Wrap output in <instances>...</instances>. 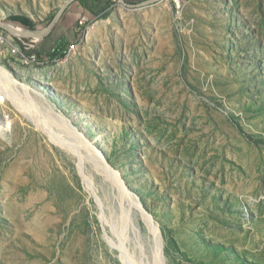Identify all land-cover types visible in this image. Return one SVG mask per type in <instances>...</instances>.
Masks as SVG:
<instances>
[{
	"label": "rangeland",
	"instance_id": "374dc122",
	"mask_svg": "<svg viewBox=\"0 0 264 264\" xmlns=\"http://www.w3.org/2000/svg\"><path fill=\"white\" fill-rule=\"evenodd\" d=\"M66 1L0 0V92L135 203L0 93V264H264V0H102L69 55L12 52Z\"/></svg>",
	"mask_w": 264,
	"mask_h": 264
},
{
	"label": "bare ground",
	"instance_id": "6f19581e",
	"mask_svg": "<svg viewBox=\"0 0 264 264\" xmlns=\"http://www.w3.org/2000/svg\"><path fill=\"white\" fill-rule=\"evenodd\" d=\"M11 32L14 35H22V32H24V30L20 29V28H14ZM3 42H5V39L2 41V43ZM7 82H8V80H7ZM19 90H21L20 92L22 94L19 92ZM32 92L35 93V91H32L28 85L22 84L20 88L16 87V85H12V87L7 88V90L2 91L0 93H2L4 95H5V93H7L8 95H11L10 97L12 99V103L14 104V106L16 105L18 107V109H20V111H22L26 117H28L32 121H34V124L36 125V127L38 129H40V131L42 133H45V135L49 138V140L53 141L56 144H59V146H61V147L68 148V149L72 150L74 153H76L80 167L83 164V159L85 157L84 155H87V156L89 155L90 157H92L94 159L96 167L102 173L103 177L107 180H111L110 182L113 185L116 184L118 186V188L122 190L125 198L127 199L128 206L133 205V203H135L134 200L130 196H128V194H126V192L122 189L117 176H115L114 174L111 173V171L109 172L106 169L104 161L102 159H100V157L97 154H95L92 151V149L88 148L87 151L86 150L84 151V150H79V149H75V148L70 147L71 145H78L79 143H83L82 138L80 136H78V134H76V132H75L76 130L73 127H71L69 122H67L65 119L61 118L60 116L52 114L53 109L49 103L45 104V109H47V112H48V115L46 114L47 115V117L45 118L46 120L44 118L38 117L30 109L29 105L26 104L27 102L25 103V99L27 97H29V95L32 94ZM38 96L43 98V95H38ZM2 100L5 101V98L3 97ZM53 125L55 127H59L60 132H58V133L54 132L52 130ZM65 134L67 136L71 135V137H67ZM84 152H85V154H84ZM137 203H139V202H137ZM141 216L143 219L147 220L150 223L149 227L152 230H154V229L156 230V228L153 226V224H151V222L149 221V219L147 217H145L144 215H141ZM125 220H127V219H125Z\"/></svg>",
	"mask_w": 264,
	"mask_h": 264
},
{
	"label": "crops",
	"instance_id": "0c3cea01",
	"mask_svg": "<svg viewBox=\"0 0 264 264\" xmlns=\"http://www.w3.org/2000/svg\"><path fill=\"white\" fill-rule=\"evenodd\" d=\"M128 3L142 0H125ZM145 1V0H143ZM142 1V2H143ZM106 4L102 0H74L61 14L50 31L37 42L39 55L47 61L55 59L63 49H68L70 43L76 40L79 32L78 20L80 17L93 18L104 12Z\"/></svg>",
	"mask_w": 264,
	"mask_h": 264
},
{
	"label": "built area",
	"instance_id": "2783aa9c",
	"mask_svg": "<svg viewBox=\"0 0 264 264\" xmlns=\"http://www.w3.org/2000/svg\"><path fill=\"white\" fill-rule=\"evenodd\" d=\"M170 1L172 2V4L174 5L176 10H180L183 2L186 0H170ZM87 21H88L87 17H85V16L80 17L78 20V27H82ZM0 39H3V37L0 36ZM39 39L40 38H34V37L27 39V40H23L21 38H18L16 42H14L12 39V41H13L12 52L19 55L24 60V62L45 61L39 55V53L37 51L36 45H37V42ZM74 48H75V45L70 44L68 49H67L66 56L69 55L73 51Z\"/></svg>",
	"mask_w": 264,
	"mask_h": 264
},
{
	"label": "water",
	"instance_id": "95a60500",
	"mask_svg": "<svg viewBox=\"0 0 264 264\" xmlns=\"http://www.w3.org/2000/svg\"><path fill=\"white\" fill-rule=\"evenodd\" d=\"M74 0H67L63 5L62 7L60 8V10L58 11L56 17L53 19V21L51 23H49L46 27L38 30V31H34V32H30V31H26L24 30V32H22V35H19V36H24V37H28V38H41L42 36H44L45 34H47L50 29L54 26V24L57 22V20L59 19V17L61 16V14L65 11V9L69 6V4L71 2H73ZM157 1H160V0H145L141 3H128L126 2L125 0H120V2L125 6V7H135V6H141V5H148V4H151V3H155ZM2 25V23H1ZM4 25V24H3ZM5 27V25H4ZM6 27L12 31L15 27L11 26V25H6ZM18 36V35H16Z\"/></svg>",
	"mask_w": 264,
	"mask_h": 264
},
{
	"label": "trees",
	"instance_id": "16d2710c",
	"mask_svg": "<svg viewBox=\"0 0 264 264\" xmlns=\"http://www.w3.org/2000/svg\"><path fill=\"white\" fill-rule=\"evenodd\" d=\"M80 32H78L76 35V38H78L80 36ZM67 52V49H63L59 54H57V56L55 58L59 59L62 58Z\"/></svg>",
	"mask_w": 264,
	"mask_h": 264
}]
</instances>
